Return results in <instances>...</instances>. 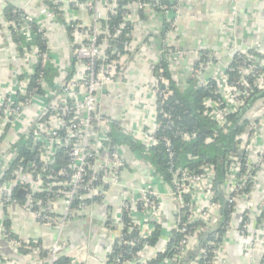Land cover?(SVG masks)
Segmentation results:
<instances>
[{"label": "built area", "instance_id": "built-area-1", "mask_svg": "<svg viewBox=\"0 0 264 264\" xmlns=\"http://www.w3.org/2000/svg\"><path fill=\"white\" fill-rule=\"evenodd\" d=\"M49 1L61 19L68 22L72 20L67 16L64 0ZM99 1L87 0L84 3V6L93 12L92 21L90 24L79 22L74 26L71 43L72 68L68 77L58 86V90L48 91L44 96L38 95L35 89L31 90L30 83L31 77L35 74L34 70L27 79L12 84V90L7 92L0 102V206L7 208L10 205H20L24 212L33 215L38 223L56 229L59 235L66 225L76 219L90 221L95 213L104 214L103 226L100 227L105 230V235L110 240L109 248L107 255L96 264H107L112 250L120 249L123 245L135 246L136 242L141 241H145L144 246L130 259L122 262L121 257L116 256L113 261L116 264H146L155 258L157 252L165 250L170 239L168 237L165 245H162L161 240L155 247L148 245V239L154 232L156 224L164 223L167 210L163 198L166 193L146 184L141 186L132 184L127 178L128 174L124 172L128 164L126 156L119 147L111 144L109 131L115 121L105 113L101 96L116 82L118 71L127 63L129 55L119 51L117 46L110 55L108 43L119 44L124 24L118 25L114 32L106 26L103 33L101 20H108L109 14L116 13L117 0H104L106 2L104 10L99 8ZM132 2L131 5H136L140 10H157L163 16L164 23L169 26L163 39L164 43L168 44L169 40H173L180 22L183 0H132ZM239 15V8L234 4L231 9L234 23ZM33 22L30 16H26L19 27V32L27 37V43H32L35 33L31 26ZM43 29L40 26L38 31L41 32ZM131 45L132 39L125 43L124 49L131 50ZM254 46L255 49L241 50L236 54L233 59L238 58V66L235 69H231V62L226 61L223 69L211 77H203L202 71L198 69L192 70V75L198 76L203 87L213 88L212 81L217 84L213 88V94L217 99L205 100L206 116L223 121L225 116L240 112L251 92L255 89L264 90V59L250 54L249 51L257 50L261 55L264 53L258 45ZM28 50L34 56L36 65L41 64V68L44 69L50 61V49L40 51L34 44ZM176 55L177 59L181 60L186 54L180 51ZM230 71L237 73L234 80L229 76ZM40 77H43L42 73ZM150 92L155 101L154 124L149 128L143 124L120 126L124 133L131 134L147 147L164 144L172 153L171 139L167 136H157L162 126L158 118L167 116L166 104L173 94L172 89L170 86L160 88L156 85L151 87ZM260 110V114L253 115L251 119L252 125L259 119L253 135L242 136L247 167L249 168L248 164L252 163L258 170L264 166V143H260L264 137V104ZM7 133H11L15 140L7 148L2 149L1 140ZM24 134L30 137L34 147L36 146L35 156L28 160L21 159L13 166L12 162L16 155L12 151V145L18 140L19 135ZM192 138L193 135L190 133L182 135V139L186 141ZM58 154L63 155L65 159V163L59 167L54 166ZM239 162L237 156L229 159L227 198L233 206L240 199L249 200L250 203L245 205L249 216L251 211L259 209V204L252 200L254 191L247 196L235 194L239 188L246 186L248 179L239 176ZM210 171V166L205 172L199 173L177 171L174 188H168L173 201V209L170 211L172 219L170 233L176 229L184 235L179 244V252L167 260L168 262L178 264L187 253L195 251L200 242L199 233L206 229H214L219 222L211 209L213 207L205 204V201L210 202L212 199L213 176ZM250 180L255 189L256 175L249 177ZM20 189L27 191L24 200L17 196ZM116 191L119 192L121 201L118 208L112 211L109 200ZM231 193L235 195L232 196ZM186 196H190L189 201ZM182 209L185 210V215L182 222H178L174 216ZM124 212L131 218L129 232L131 233L130 227L137 229V236L129 241L123 240ZM200 220L207 223V227L197 226L196 223ZM249 225L247 221L240 227L241 235L247 233ZM1 235L13 248L25 252L22 253L25 258L34 263L48 259L49 264H56L59 254L68 250V242L62 240L60 236L51 245L46 246L22 237L13 238L2 227L0 237ZM227 244V235L221 244L212 243L215 254L211 264H227ZM85 250V253L89 254L90 248L87 247ZM43 253H47L48 257L43 258ZM69 256L72 264H92L87 259L81 261L77 251L71 252ZM199 258L201 253L198 255ZM0 264H11L4 257L1 247Z\"/></svg>", "mask_w": 264, "mask_h": 264}, {"label": "crops", "instance_id": "crops-1", "mask_svg": "<svg viewBox=\"0 0 264 264\" xmlns=\"http://www.w3.org/2000/svg\"><path fill=\"white\" fill-rule=\"evenodd\" d=\"M64 1L68 17L84 24L91 23L93 12L84 6L86 0ZM105 3L104 0L99 1L101 10H104ZM8 4L24 10L46 30L50 62L58 71L55 79L57 86L64 82L72 68V39L51 1L0 0V102L7 92L12 90V84L27 79L34 72L36 65L32 53L26 48L21 50L14 41L10 24L4 17ZM234 4L242 16L239 22L237 19L235 23L231 18ZM127 21L134 25L131 32V54L127 63L120 67L116 82L101 96V103L105 113L119 125L143 124L149 128L156 119L155 101L150 92L154 83L151 68L162 56L161 46L164 40L160 32L164 20L159 12L147 9L141 14L132 10ZM174 40L186 54L183 61L176 60L170 64L174 77L182 84L189 79L192 61L199 57L201 50L213 52L219 59L229 60L234 58L232 54L240 42L248 47L256 44L264 52V0H183L180 22L173 35ZM13 140L15 139L11 133H7L1 140V148H7ZM260 143H264V137ZM127 157L132 167L127 173V178L132 184H136V178H141L137 176H143L147 185L166 193L163 201L165 209L170 210L173 201L169 189L163 184L162 186L160 180L153 179V171L147 167L146 162L131 153L127 154ZM255 185L252 200L259 204V209L249 214L252 223L245 235H241L238 228L242 210L236 209V220L231 223L233 229L226 234L227 264H260L264 257V219L257 225V219L264 212V166L256 174ZM120 201L118 191L110 196L112 211L118 208ZM167 220L164 227L166 233L161 238L162 245L166 244L167 234L170 235L172 219L168 216ZM5 222H9V231L14 235L41 242L46 246L51 245L58 236L68 242L71 235H74V238L78 239L75 249L80 254L81 261L87 259L96 264L107 255L110 240L105 235V230L98 226L92 231L89 227L90 221L84 219H76L66 225L59 235L56 229L38 223L33 215L24 212L20 205H10L7 208L0 206V227L7 231ZM0 247L4 257L11 264H49L48 259L40 263L28 260L12 247L3 235L0 237ZM87 247L90 248L89 254L85 253ZM47 257L48 254L43 255V258Z\"/></svg>", "mask_w": 264, "mask_h": 264}, {"label": "trees", "instance_id": "trees-1", "mask_svg": "<svg viewBox=\"0 0 264 264\" xmlns=\"http://www.w3.org/2000/svg\"><path fill=\"white\" fill-rule=\"evenodd\" d=\"M116 3V13L109 14L108 20H101V31L104 33L106 26H108L112 32L113 30L115 31L118 25L124 24L122 34L119 37V44H111L109 42L108 51L110 55H112L114 48L117 46L119 51L130 56L131 51L125 50L124 45L127 41L131 40V32L134 25L127 22L126 17L132 13V10L135 12L137 11L139 14L144 13V10H140L136 5H131V3H133L132 0H117ZM26 16H28V14L24 10L14 7L11 4H8L4 10L6 21L11 23L10 29L14 41L18 43L21 50L23 48L30 49L31 45L35 44L40 51H48L47 39L45 38L46 30L43 29V31L39 32L38 30L41 25L35 20L31 24L35 32L32 37V43H27V37L19 32L20 24ZM239 19L240 18H238V22ZM62 22L67 29L69 37L73 39L72 33L75 28L74 26L79 24V22L72 20L70 22L62 20ZM167 30H169V26L166 23H163L160 32L162 39H164ZM101 36H103V34ZM171 41L168 44L163 42L161 46L162 56L159 62L151 68V74L154 80L153 86L159 85L160 88L170 86V89H172L173 92L166 104L167 116H160L158 118V121L162 126L157 132L158 137L167 136L171 139L172 153L168 151V148L164 144L147 147L131 134L124 133L117 122L111 124L109 136L112 138L111 144L119 147L127 158L128 164L126 165L124 172L129 173V170L132 169L130 160L127 157V154L130 155L131 153L146 162L147 167L153 171L151 174L153 179L160 180L161 185L163 184L166 188H174L173 183L177 171H180L179 173L184 171L199 173L205 172L208 166L211 167L210 172L213 176L212 199L210 202L205 201V204L213 207L211 209H213L219 222L214 229L201 231L199 233L200 242L197 245L196 250L187 253V255L178 263L193 264L196 262L197 264H211L215 254V247L212 243L221 244L225 235L228 234V231L233 229L231 223L236 220V215L234 214L236 209L240 208V210H242L240 219H237L239 230L247 221L250 224L252 223L250 222L248 211H246L245 208V205L250 203V201L247 199H240L234 206L233 204H230L229 198H227L229 186L227 181L229 180V159L232 156H237L240 160L238 174L239 176L248 179L246 180V186L244 188H239L235 194L237 193L239 195L243 194V196H247L255 191L254 184L251 180L249 181V177L255 176L259 170L255 164L252 163L248 164L249 168L247 167V155L242 146V136L245 134L253 135L259 124V119H257L254 125H252L251 119H253L257 105L260 103V110L264 104V90L259 91L255 89L254 92H251L249 97L245 99V105L240 112L225 116V119L223 120L224 122L206 116L205 100L207 98L217 99L213 94V88H215L217 84L212 81L213 88L203 87L198 76L192 75V70L198 69L202 71L203 77H211L214 76L215 71L223 69V64L226 63V61L231 62V69L237 68L238 58L236 57L235 59L232 58L229 60L219 59L213 52L201 50L199 52V57L194 59L191 64L189 79L182 84L174 77L170 64L179 60L177 59L176 54L184 50H181L178 42L175 40ZM249 53L261 56L264 59V55H261L257 50H250ZM181 61H183V59L179 60V62ZM210 63H212V65H208ZM41 73L43 74L42 78L40 77ZM57 75V68L54 67L50 61L44 69L41 68V64H37L35 67V74L31 77L30 89H35L40 96H44L48 90L57 91L58 86L55 82ZM229 76L234 80L237 77V73L235 71H230ZM163 125H166V127ZM185 133L192 134L193 138L188 141L183 140L182 135ZM12 151L16 155L15 160L13 159L14 161L12 162L13 166L18 164L21 159L28 160L35 156L32 140L25 134L18 136V140L12 145ZM64 163V156L58 154L54 166L59 167ZM137 177L141 178H136V185L141 186L146 184L143 176ZM153 188L156 189L155 187ZM235 194L231 193L232 196ZM189 198L190 196H186L187 201H189ZM172 207L173 206L170 207V210L166 211L164 223L162 225L156 224L154 232L148 239V245L150 247L157 246L162 236L166 233L164 227L168 221L167 217L170 216V211L173 209ZM184 211V209L179 211V213L174 216V219L178 222H182L185 215ZM123 215V225L125 227L123 230V240L129 241L135 239L137 236V229H132V227H130V233L128 225L131 224V218L126 212H124ZM263 217L264 212L261 217L257 219L258 226L261 224V219H263ZM5 225L7 229L6 232H8L11 237L18 238V236L9 231V222H5ZM196 225L207 227V223L203 220L198 221ZM170 234L171 236L169 233L167 234L170 239L165 250L157 252L155 258L146 264H177L174 262H168L167 260L179 252V244L184 238V235L176 229ZM144 242L145 241L139 243L136 242L135 246L123 245L120 249L112 250L113 252L108 256L107 264H116L113 261V258L116 256L121 257L122 262L130 259L142 249ZM77 243L78 239L74 238V235H71L70 240L68 241V250L63 254H59L56 264H72L69 254L73 251H77V249H75ZM21 253L24 254L25 252ZM200 253L201 258L198 259ZM43 254L47 255V253ZM262 262L264 263V257Z\"/></svg>", "mask_w": 264, "mask_h": 264}, {"label": "water", "instance_id": "water-1", "mask_svg": "<svg viewBox=\"0 0 264 264\" xmlns=\"http://www.w3.org/2000/svg\"><path fill=\"white\" fill-rule=\"evenodd\" d=\"M242 16L239 15V18H241ZM238 48L235 50V52L232 54L233 57L236 56V54H238L239 51L241 50H248V49H255V46H251V47H248V46H245V45H242L240 42H238ZM36 149V146L34 147V151ZM27 194V191L25 189H20L17 193V196L24 200L25 199V196ZM103 218H104V214L102 215H99V214H94L93 217L90 219V226L92 231H94V229H96L98 226H103Z\"/></svg>", "mask_w": 264, "mask_h": 264}, {"label": "rangeland", "instance_id": "rangeland-1", "mask_svg": "<svg viewBox=\"0 0 264 264\" xmlns=\"http://www.w3.org/2000/svg\"><path fill=\"white\" fill-rule=\"evenodd\" d=\"M259 104H260V103H259ZM259 104L257 105V108L255 109V112H254L255 114H254V116H255L256 114H257V115L260 114V111H261V110L258 112V110H259V108H260V107H259V106H260ZM257 112H258V113H257ZM79 220H80V219H79Z\"/></svg>", "mask_w": 264, "mask_h": 264}]
</instances>
